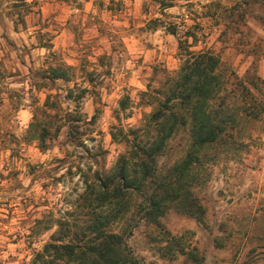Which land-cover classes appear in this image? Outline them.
<instances>
[{"label":"clouds","instance_id":"obj_1","mask_svg":"<svg viewBox=\"0 0 264 264\" xmlns=\"http://www.w3.org/2000/svg\"><path fill=\"white\" fill-rule=\"evenodd\" d=\"M0 264H264V0H0Z\"/></svg>","mask_w":264,"mask_h":264}]
</instances>
